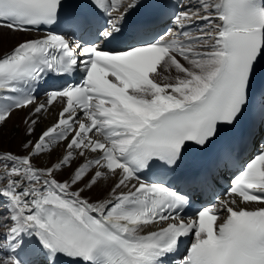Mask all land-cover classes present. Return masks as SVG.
I'll return each mask as SVG.
<instances>
[{"label":"snow or ice","instance_id":"6c2138e0","mask_svg":"<svg viewBox=\"0 0 264 264\" xmlns=\"http://www.w3.org/2000/svg\"><path fill=\"white\" fill-rule=\"evenodd\" d=\"M161 8L0 0V264H264V0Z\"/></svg>","mask_w":264,"mask_h":264},{"label":"bare ground","instance_id":"6f19581e","mask_svg":"<svg viewBox=\"0 0 264 264\" xmlns=\"http://www.w3.org/2000/svg\"><path fill=\"white\" fill-rule=\"evenodd\" d=\"M23 38H25L23 33H16L15 34V39H10V40H6L3 44H0V54L4 53L5 51H7L8 49H10L17 41L22 40ZM59 106V104H56L53 108V114L49 115L48 118L46 120H44L38 127H37V133H39L41 131L42 128H44L46 125H49V123H51L55 116L54 113L57 110V107ZM25 112L24 111H18V112H13V114L11 115V118L8 120V123L6 125V129H5V136L3 138V140L1 142H3L4 144V148L6 149V147H10V151H14V152H19V140L22 136V130H23V124L21 123L23 117L25 116ZM14 127H18L20 129V133L19 134H15L13 135L11 138L7 135L8 130L13 129ZM45 162H47V160H45ZM66 174V173H65ZM104 194L103 190L97 189L96 191L90 193V195L93 198L102 196Z\"/></svg>","mask_w":264,"mask_h":264},{"label":"rangeland","instance_id":"374dc122","mask_svg":"<svg viewBox=\"0 0 264 264\" xmlns=\"http://www.w3.org/2000/svg\"><path fill=\"white\" fill-rule=\"evenodd\" d=\"M14 39H15V38H14ZM24 112H25V111H24ZM25 114H26V112H25ZM3 144H4V143L0 141V148H4V147H3V146H4ZM6 148H7V150H9V149H10V147H9V146H8V147H6ZM65 175H66V174H65Z\"/></svg>","mask_w":264,"mask_h":264}]
</instances>
